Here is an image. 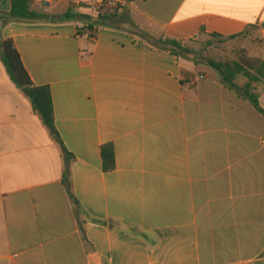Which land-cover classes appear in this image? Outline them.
Returning <instances> with one entry per match:
<instances>
[{
    "label": "crops",
    "instance_id": "obj_1",
    "mask_svg": "<svg viewBox=\"0 0 264 264\" xmlns=\"http://www.w3.org/2000/svg\"><path fill=\"white\" fill-rule=\"evenodd\" d=\"M82 26L0 20V41L51 90L80 204L65 151L0 58V264H264V116L138 35L257 36L264 59V0H135L94 39Z\"/></svg>",
    "mask_w": 264,
    "mask_h": 264
},
{
    "label": "trees",
    "instance_id": "obj_2",
    "mask_svg": "<svg viewBox=\"0 0 264 264\" xmlns=\"http://www.w3.org/2000/svg\"><path fill=\"white\" fill-rule=\"evenodd\" d=\"M133 1L135 0H128L130 3ZM122 10H115L108 14H102L98 10L91 7L84 5H71L64 13L52 14L48 11L40 9L34 0H12V11L9 14H0V20L3 22V26L10 23H79L83 25L82 27H78L79 36H83L86 32H89L90 37L95 38L98 28L110 26L113 21L117 20ZM85 12H89V14ZM138 35L154 48L170 52L179 58L190 60L189 55H191V51L188 49V46L194 41L188 43L170 38L153 40L146 34L140 33ZM243 36L244 35L233 36L228 39L233 40ZM211 38L225 39L223 36L216 34L212 35ZM0 58L12 82L30 100L33 109L40 116L43 124L50 130L54 139L58 141L59 145L65 151L68 164L64 185L66 186L72 199H74L77 209H79L80 204L73 195V186L70 176L71 162L74 157L66 150L56 130L54 103L50 88L48 86L38 87L34 85L23 65L15 43L12 40L0 41ZM209 66L220 74L223 82L228 87L234 90L238 95L248 100L252 106L264 116V109L260 105L259 96L257 94V84L263 83L264 86L263 58L255 60L250 59L242 62L210 61ZM241 79H245L246 81L242 86H239L238 82ZM101 154L104 171H114L116 168V157L113 146L111 144L103 146Z\"/></svg>",
    "mask_w": 264,
    "mask_h": 264
},
{
    "label": "rangeland",
    "instance_id": "obj_3",
    "mask_svg": "<svg viewBox=\"0 0 264 264\" xmlns=\"http://www.w3.org/2000/svg\"><path fill=\"white\" fill-rule=\"evenodd\" d=\"M40 8V7H39ZM57 8V7H56ZM41 9V8H40ZM54 9L53 12H57ZM194 43V44H193ZM188 46L191 51L190 59L203 63L199 67L200 72L220 74L209 66L210 61L216 62H242L262 58V45L257 36H245L237 39H206L205 41H195ZM245 82V79L239 82ZM259 88H263V83L257 84Z\"/></svg>",
    "mask_w": 264,
    "mask_h": 264
},
{
    "label": "built area",
    "instance_id": "obj_4",
    "mask_svg": "<svg viewBox=\"0 0 264 264\" xmlns=\"http://www.w3.org/2000/svg\"><path fill=\"white\" fill-rule=\"evenodd\" d=\"M36 5L43 10H50L54 7L66 5L69 8L71 5L87 6L98 10L102 14H108L115 10H122L126 8L128 2L126 0H34ZM49 4V8L45 7ZM94 39V37H93Z\"/></svg>",
    "mask_w": 264,
    "mask_h": 264
},
{
    "label": "water",
    "instance_id": "obj_5",
    "mask_svg": "<svg viewBox=\"0 0 264 264\" xmlns=\"http://www.w3.org/2000/svg\"><path fill=\"white\" fill-rule=\"evenodd\" d=\"M45 7L49 8V4H45Z\"/></svg>",
    "mask_w": 264,
    "mask_h": 264
}]
</instances>
